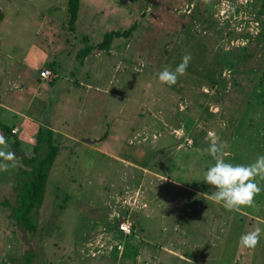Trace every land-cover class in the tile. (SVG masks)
Instances as JSON below:
<instances>
[{
    "label": "rangeland",
    "instance_id": "obj_1",
    "mask_svg": "<svg viewBox=\"0 0 264 264\" xmlns=\"http://www.w3.org/2000/svg\"><path fill=\"white\" fill-rule=\"evenodd\" d=\"M261 3L81 0L74 31L68 0H0V99L22 105V117L52 114L54 128L68 118L72 137L56 135L61 151L36 233L12 216L22 158L34 156L35 141L16 150V130L5 137L18 155L0 168V264H28L30 251L32 264H264V232L255 248L239 244L264 229V180L256 178L254 206L238 211L209 199L215 189L204 181L215 136L226 142L225 162L247 166L264 155ZM132 28L110 51L97 49L107 33ZM34 47L49 61L21 77L26 54L39 59ZM186 54V74L160 82ZM42 68L57 79L42 86L38 103L28 93L23 103L14 85L5 91L20 77L37 88ZM22 117L1 121L23 126Z\"/></svg>",
    "mask_w": 264,
    "mask_h": 264
},
{
    "label": "clouds",
    "instance_id": "obj_2",
    "mask_svg": "<svg viewBox=\"0 0 264 264\" xmlns=\"http://www.w3.org/2000/svg\"><path fill=\"white\" fill-rule=\"evenodd\" d=\"M190 61L191 55H184L174 71L165 68L159 73V81L169 86L175 85L178 78L186 74ZM226 146V142L215 136L207 149L215 159V164L204 173V181L215 191L211 195H206L209 199L222 203L230 211H238L241 206L252 207L256 195L261 191L260 185L255 182L256 178L264 180V155L258 156L254 163L247 166L233 165L225 162ZM14 158L15 153L7 150V140L3 133H0V159L10 161ZM0 168L7 170V165L0 164ZM262 232L264 229L255 227L254 230L240 236L239 244L244 248H255L260 242Z\"/></svg>",
    "mask_w": 264,
    "mask_h": 264
},
{
    "label": "trees",
    "instance_id": "obj_3",
    "mask_svg": "<svg viewBox=\"0 0 264 264\" xmlns=\"http://www.w3.org/2000/svg\"><path fill=\"white\" fill-rule=\"evenodd\" d=\"M81 9V0H68L69 25L75 31L76 23L79 19ZM260 15L264 17V0H262ZM1 20V18H0ZM132 29L126 32L113 31L107 33L102 43L97 47L100 51H110L113 41L119 37H129ZM92 46L86 47L79 52L78 58L81 62L93 52ZM0 127L5 137L11 135V129L0 121ZM56 133L47 127H41L36 135V144L34 146V156L25 157L23 161L27 169H22L19 184V200L16 207H12L13 218L19 226L29 233H36L38 221L36 215L43 206L47 194L51 171L54 168L56 160L60 154L61 147L56 142ZM21 141L17 139L15 149L21 147ZM18 154H15V158ZM0 159V164L3 163ZM28 264H32L34 259L33 251L27 253Z\"/></svg>",
    "mask_w": 264,
    "mask_h": 264
},
{
    "label": "crops",
    "instance_id": "obj_4",
    "mask_svg": "<svg viewBox=\"0 0 264 264\" xmlns=\"http://www.w3.org/2000/svg\"><path fill=\"white\" fill-rule=\"evenodd\" d=\"M33 50L35 51L33 54L35 56H37L39 59L36 62L35 59L34 60H31L30 59V57H29L30 54L29 55L26 54V56L24 57V59L21 62L22 65L20 64V67H19L22 70V73H23V74L21 73V77L23 75L25 76L26 74L31 73L32 71H36L38 69V65L40 63H43V61L44 62L49 61V58H48L47 53H45L44 51H42L41 48L40 49H38V48L35 49V47H34ZM36 60H37V58H36ZM84 64L85 63H84V60H83V62H81V66H84ZM28 70H31V72L26 73ZM44 70H50V72H51V78L49 80H43L41 78V74H40L39 83H37V85H36L37 88H35V89L30 88V90H28V88H26L27 87V83H26L27 80L24 81V83H23V79H21V77H20L19 80H17V81L9 82L8 85H6L7 87H5V91H10L12 89L10 87L14 85L15 89L19 93V97H18L19 100L21 99L22 102L25 103L24 102V99L22 98V95H23V97L25 96L24 97L25 100H26V98L28 96V97H31L29 100H34V102L36 100L37 103H38V101H39L38 98L41 97V94H42V92L44 90L42 86L46 82H50V81H53V80L54 81L52 82V84H54L55 80L57 79V75L54 74L53 71H51V69H49V68L43 69L42 68L41 73ZM8 74L10 75V73H8ZM18 75H20V73H18ZM73 75H74V73H73ZM26 76H28V75H26ZM15 82H18L19 86L16 85ZM32 92L35 93L34 96L30 95ZM25 93H28V95L26 96ZM1 98L2 99H0V117L2 119L0 118V121L3 120V119L6 120L5 118L8 117V113L9 114H12L14 116H17V117H20V116L22 117V114H20L19 112H16V109L20 108L22 105H20V104L17 105L16 103H14L12 101H11L12 105H10V104L8 105V103L10 102V100L7 101V99H6V101H5L4 96H2ZM51 115L52 114L48 115V119H46L45 121L36 120L32 116H31L32 118L22 117V119H24L23 126L14 125L11 128L10 127L9 128L11 129V131H13V130L15 131L16 130L15 131V134H18L17 135L18 136L17 139L19 141H21V144H22L21 147H23V145L24 146H26V145L28 146V145L31 144L30 141H29L30 144L28 143V141H27L28 139L35 141V144H36V135H37V133H38V131H39V129L41 127L50 128V129H52L56 133V135H61L63 138H65V137L66 138H69L70 137V131H68V129H70V126L68 125L69 124V121H67L68 118L62 119V120H56V124L59 127L54 128L52 126V124H50V123H52V120H53V119L52 120L50 119V116ZM60 128L63 129V132L64 133H60L59 132V129ZM70 138H72V137H70Z\"/></svg>",
    "mask_w": 264,
    "mask_h": 264
},
{
    "label": "built area",
    "instance_id": "obj_5",
    "mask_svg": "<svg viewBox=\"0 0 264 264\" xmlns=\"http://www.w3.org/2000/svg\"><path fill=\"white\" fill-rule=\"evenodd\" d=\"M41 78L43 80H49L51 78V72L50 70H44L42 73H41ZM122 230L127 233V234H130L131 233V227L130 226H123Z\"/></svg>",
    "mask_w": 264,
    "mask_h": 264
}]
</instances>
